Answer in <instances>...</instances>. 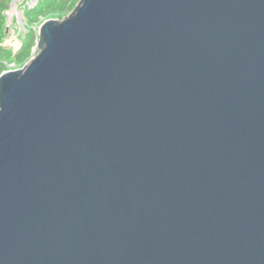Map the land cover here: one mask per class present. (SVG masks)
Wrapping results in <instances>:
<instances>
[{
    "label": "water",
    "instance_id": "obj_1",
    "mask_svg": "<svg viewBox=\"0 0 264 264\" xmlns=\"http://www.w3.org/2000/svg\"><path fill=\"white\" fill-rule=\"evenodd\" d=\"M35 49L0 73V264H264V0H79Z\"/></svg>",
    "mask_w": 264,
    "mask_h": 264
},
{
    "label": "trees",
    "instance_id": "obj_2",
    "mask_svg": "<svg viewBox=\"0 0 264 264\" xmlns=\"http://www.w3.org/2000/svg\"><path fill=\"white\" fill-rule=\"evenodd\" d=\"M12 0H0V73L7 69L5 63H14L15 67L23 66L36 52L37 29L48 18L62 19L78 3L79 0H38L31 7L24 8V19L27 32L24 34L22 43L17 51L2 44L4 28L6 24L5 11L9 8Z\"/></svg>",
    "mask_w": 264,
    "mask_h": 264
},
{
    "label": "rangeland",
    "instance_id": "obj_3",
    "mask_svg": "<svg viewBox=\"0 0 264 264\" xmlns=\"http://www.w3.org/2000/svg\"><path fill=\"white\" fill-rule=\"evenodd\" d=\"M37 1L38 0H14L15 6L9 5V8L5 11L6 24L4 28L3 45L14 51L19 49L23 36L27 32L24 19V8L35 5ZM9 15H11V18H9ZM32 29L36 30V25H32ZM35 53L36 52H34V54Z\"/></svg>",
    "mask_w": 264,
    "mask_h": 264
},
{
    "label": "built area",
    "instance_id": "obj_4",
    "mask_svg": "<svg viewBox=\"0 0 264 264\" xmlns=\"http://www.w3.org/2000/svg\"><path fill=\"white\" fill-rule=\"evenodd\" d=\"M38 29V28H37ZM6 66H7V69L6 70H9V69H16L14 63H5ZM18 68V67H17Z\"/></svg>",
    "mask_w": 264,
    "mask_h": 264
}]
</instances>
